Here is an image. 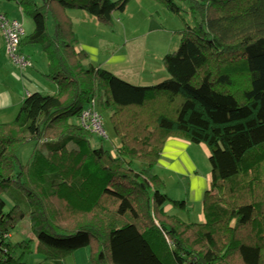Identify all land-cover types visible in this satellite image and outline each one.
Masks as SVG:
<instances>
[{"label": "trees", "instance_id": "obj_1", "mask_svg": "<svg viewBox=\"0 0 264 264\" xmlns=\"http://www.w3.org/2000/svg\"><path fill=\"white\" fill-rule=\"evenodd\" d=\"M130 1L18 0L35 23L21 45L41 46L57 90L29 94L16 119L0 124V264H27L33 245L59 264L86 247L92 264H264V0H187L195 23L154 85L86 64L76 48L68 11L113 26ZM155 1L180 14L175 0ZM93 100L111 112V149L107 134L80 124ZM170 138L209 151L203 223L166 210L186 209L154 171ZM30 141L22 164L18 149ZM27 216L33 238L13 243Z\"/></svg>", "mask_w": 264, "mask_h": 264}, {"label": "crops", "instance_id": "obj_2", "mask_svg": "<svg viewBox=\"0 0 264 264\" xmlns=\"http://www.w3.org/2000/svg\"><path fill=\"white\" fill-rule=\"evenodd\" d=\"M135 1L136 0H131L126 6V9L120 11L122 14H127L130 21L134 20V16L132 12L129 14L130 10L127 12V8L132 2L135 3ZM15 2L18 4L17 6L21 12H23L18 0H15ZM134 7L142 12L144 11V7L142 8V6L140 7L138 5L133 6L131 10L134 9ZM116 12L117 11L114 12V15ZM0 13H4L9 17V13L15 15V17L17 15V12L13 11L12 8H5L3 11H0ZM68 14L73 21L74 27L75 23L78 25L80 18H84L86 22L93 21L94 18L98 21L94 15H91L86 10L73 9L68 11ZM122 14L116 15L117 18L115 22L121 24V30L128 32L130 23L121 18ZM22 17L24 16L22 15ZM15 20H18V18H15ZM98 23L100 24L99 21ZM22 25L24 31L23 38L29 36L35 29V27H31L30 24H27V29H25L26 25L24 27L23 20ZM105 27L108 28L109 26ZM112 27L114 29L116 25L114 24ZM118 29L116 30L118 31ZM160 30L161 29H158V31ZM75 33L77 34L76 31ZM145 36L146 33L140 34L135 31L129 38L126 37L127 41H125L124 47L114 55H112L113 52L110 51L108 55L101 56L98 50L93 54L90 49L91 47L86 45V43H83L81 47L76 46V48L78 51H83L87 54L86 64L99 65L119 78L135 85H154L160 83L169 76L164 66H162L161 61L162 58L168 54L167 52H169L171 47H173V43L172 41L161 42L157 40H149L148 42L149 36ZM138 47L140 49H137ZM20 49L22 53L30 57L34 67L22 69L12 62L7 55L5 38L0 31V124L10 123L15 116L17 117L28 94L33 92L46 93L50 90L48 84L54 86L44 77V75L49 72V60L41 46L37 44L32 45L25 40ZM134 50L138 51L136 63L133 61L135 55ZM32 51H34V54L31 53ZM143 55L144 58L142 57ZM153 57L158 61V65L151 62ZM197 151L209 157V151L205 145L194 144L187 140L170 138L163 147L156 170L158 169V172L163 171L162 177L160 176V178L164 181L167 195L170 196V198L174 197V199L183 200L186 203V209L181 211L175 210L171 205H167V212L181 218V212L186 214L185 210H187L188 207L196 208L198 206L199 211L197 213L198 218L196 222L203 223L205 221L203 201L211 188L212 168L206 170L200 169V163L196 158ZM169 182L174 185L176 188L175 191L170 192L167 190Z\"/></svg>", "mask_w": 264, "mask_h": 264}, {"label": "rangeland", "instance_id": "obj_3", "mask_svg": "<svg viewBox=\"0 0 264 264\" xmlns=\"http://www.w3.org/2000/svg\"><path fill=\"white\" fill-rule=\"evenodd\" d=\"M15 2V0H0V11H3L5 8L10 9L12 8L13 11L17 12V15H10V19H15L18 18V20L23 24L25 29H27V24H30L31 27H35L34 20L32 16L25 14L21 12V10L18 8V4L11 3ZM38 4L42 3V0H36ZM134 2V1H133ZM131 3L130 6L127 8V12L129 11L132 12L134 16V20L130 21L129 16L127 14H122V12L117 11L115 15L113 16L114 22L115 19L117 18L116 15H121L122 14V19L125 21L129 22L130 25L128 26V32H125L121 30V24L118 22H115L114 24L116 25V28L113 29L112 26H109L108 28L105 27L106 25H102L101 23L99 24L98 21L94 18L93 21L86 22L84 18H80L78 25L75 23L74 31L77 32V43L76 46H80L83 43H86V45L90 46L92 53L94 54L97 50L100 51L101 56L108 55L110 51L113 52L112 55L116 54L119 52L121 48L124 47L125 41H127L126 37H130L131 34H133L135 31L138 33H146L145 37H148V42L150 41H161V42H171L173 43V47L169 50V53L175 52L181 42V35L180 32L185 29L186 25H194L195 21L189 6V1L187 0H175V2L178 4V6L181 8L180 14L172 13L171 11H168V9L165 7V5L158 3L155 0H136L135 3ZM140 2V4H139ZM143 4H142V3ZM142 6L144 11L142 12L141 10L138 9H132L133 6ZM22 15L24 17H22ZM124 21V22H125ZM99 24V25H98ZM126 24V22H125ZM123 24V25H125ZM49 25H50V31H53V22L50 19L49 20ZM115 27V26H114ZM119 28V29H118ZM118 29V31L116 30ZM158 29H161L158 31ZM121 44V45H120ZM137 49H140L139 47ZM136 49V50H137ZM135 51V50H134ZM34 54V51L31 52ZM137 53L138 51H135V55L133 58L134 63L137 61ZM140 54V51H139ZM144 58V55L142 56ZM163 59V58H162ZM153 64L158 65V61L153 57L152 61ZM160 64V63H159ZM162 66L163 61H161ZM50 87L49 92L46 93H53L56 88L55 86H51L48 84ZM98 111L101 113L103 117V123H104V129L106 134L108 135V139L104 142V147L107 149L112 148V143L117 140V137L113 131L112 128V123L110 120V115L111 112L109 110H104L102 109L99 105L97 106ZM16 119L13 118L12 121ZM95 141H98L99 139L96 138L94 139ZM36 147V142L30 141L27 142L26 144L22 145L18 149V156L19 159L21 160L22 164H27L28 161L30 160L33 151ZM196 158L200 163L201 168L200 169H210L211 164L209 161V157H206L203 155L200 151L196 152ZM157 166L155 167L154 171L157 175L162 177L163 171L158 172V169L156 170ZM164 182V181H163ZM165 186V184H164ZM164 192L165 191V187ZM170 192L175 191L176 188L174 185L169 182L168 183V189ZM167 194V193H166ZM170 197V196H169ZM171 199H174L171 198ZM177 200V199H174ZM178 201H183V200H178ZM181 211V210H178ZM186 211V214L181 212V218L185 221H191L187 223H197V213L199 211V207H188ZM31 231V226H30V220L29 216H27L23 221L19 223L17 228L13 231L11 241L13 243L19 242L21 240H29L33 238ZM27 264H59L54 260H46L45 256L38 252L36 250V246H32V252L26 253L23 258H22ZM60 264H92L91 262V249L90 248H82L69 256L65 257L64 260L60 262Z\"/></svg>", "mask_w": 264, "mask_h": 264}, {"label": "built area", "instance_id": "obj_4", "mask_svg": "<svg viewBox=\"0 0 264 264\" xmlns=\"http://www.w3.org/2000/svg\"><path fill=\"white\" fill-rule=\"evenodd\" d=\"M0 31L5 38L7 55L12 62L21 68L30 66L28 59L20 52L21 37L24 34L22 23L10 19L4 13H0ZM80 124L85 130L106 137L102 117L96 109L94 100L91 102L90 107L82 113Z\"/></svg>", "mask_w": 264, "mask_h": 264}]
</instances>
